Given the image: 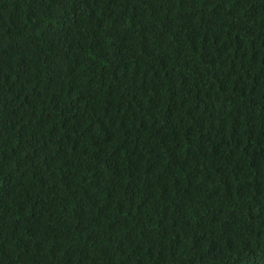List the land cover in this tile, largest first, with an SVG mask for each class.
<instances>
[{
  "label": "trees",
  "instance_id": "1",
  "mask_svg": "<svg viewBox=\"0 0 264 264\" xmlns=\"http://www.w3.org/2000/svg\"><path fill=\"white\" fill-rule=\"evenodd\" d=\"M0 264H264V0H0Z\"/></svg>",
  "mask_w": 264,
  "mask_h": 264
}]
</instances>
